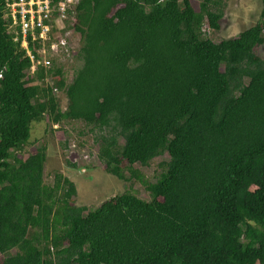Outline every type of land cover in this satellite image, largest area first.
Segmentation results:
<instances>
[{"label":"trees","instance_id":"trees-1","mask_svg":"<svg viewBox=\"0 0 264 264\" xmlns=\"http://www.w3.org/2000/svg\"><path fill=\"white\" fill-rule=\"evenodd\" d=\"M223 2L80 0L67 84L57 64L28 74L0 0V264H264V8L216 43L203 28L221 29ZM44 120L91 127L106 171L127 168L151 200L88 211L70 179L46 185V147L19 154ZM164 154L156 183L134 169Z\"/></svg>","mask_w":264,"mask_h":264},{"label":"rangeland","instance_id":"rangeland-1","mask_svg":"<svg viewBox=\"0 0 264 264\" xmlns=\"http://www.w3.org/2000/svg\"><path fill=\"white\" fill-rule=\"evenodd\" d=\"M194 5L197 9L199 8L198 1H194ZM263 8L261 0H224L221 29L214 31L207 22L203 28L205 37L216 43L238 37L241 32L254 26L260 20ZM75 34L72 46L76 55L82 46V39H80V34L77 32ZM256 52L264 60V44ZM75 55L71 61L59 60L57 63L64 68L67 84L72 82L75 71L82 65ZM54 94L60 109L65 111L68 106L66 90H57ZM95 136L96 133L91 131V127L82 121L53 124L44 120L33 125L31 139L19 154L22 157H27L45 146L47 149L45 184L52 186L57 175L70 179L77 188V195L73 198V203L77 206L87 207L88 211L96 210L103 202L125 192H132L139 198L150 201V192L141 182L131 179L127 168L123 170L125 180L106 171L99 158L100 144L95 140ZM169 161L170 156L164 154L151 161L148 166L136 164L134 169L139 171L149 182L156 183L161 173L166 171L164 164ZM15 253L16 250L10 254ZM3 257L4 255L0 254V261Z\"/></svg>","mask_w":264,"mask_h":264},{"label":"built area","instance_id":"built-area-1","mask_svg":"<svg viewBox=\"0 0 264 264\" xmlns=\"http://www.w3.org/2000/svg\"><path fill=\"white\" fill-rule=\"evenodd\" d=\"M79 3L80 0H4L9 32L31 64L29 75H36L40 69L48 72L59 60L74 59L72 40ZM52 81L47 78L48 83Z\"/></svg>","mask_w":264,"mask_h":264}]
</instances>
